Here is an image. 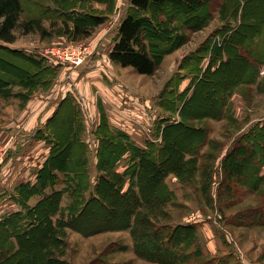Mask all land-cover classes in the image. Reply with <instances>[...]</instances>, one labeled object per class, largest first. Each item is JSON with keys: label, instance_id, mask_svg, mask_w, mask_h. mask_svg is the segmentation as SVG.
<instances>
[{"label": "rangeland", "instance_id": "obj_1", "mask_svg": "<svg viewBox=\"0 0 264 264\" xmlns=\"http://www.w3.org/2000/svg\"><path fill=\"white\" fill-rule=\"evenodd\" d=\"M36 1L43 5L40 7L33 3ZM202 1L205 8L209 9V23L198 30L186 28L189 34L187 41L181 48L167 54L166 56L171 55L162 61L152 75L140 74L130 66L123 67L112 61L108 54L109 48L114 44L121 18L127 11H132L131 0L25 1L28 11L23 14V18L37 15L50 32L43 37L38 31L28 34L19 31L17 40L8 44L9 48L17 51L13 53L0 49L2 78L7 76V79L14 80L13 74L16 71L11 63H15V60L33 68L29 63L20 61L22 52L39 60L40 64L35 65L40 70L38 75L41 83L37 85L34 80L32 82L35 87H27L30 80L19 72L17 74L22 79L17 77L16 81H7L10 84L4 78L0 81V221L20 207L14 198L18 194L16 188L20 185L17 181L21 177L25 181H36L40 168L49 156L51 145L46 140L38 139V128L46 129L54 117V122L59 124L57 126L64 130L67 128L68 131L72 129L70 122L75 116L73 107L68 103L59 108L65 97L75 99L76 110L80 111L83 120L80 121V127L83 128V138L90 146L89 164L91 163L94 185L97 175L93 173L95 165L92 162L98 144L95 132L103 123L102 116L108 117L112 131L126 132L133 142L143 146L147 140L161 142L163 135L158 134L160 130L162 133L168 122L180 121L181 113L186 110L194 112L193 115L189 114V118L209 112L204 94L194 90L196 83L181 67L184 58L191 54L190 51L198 49L208 40L219 45L224 39V34H215L214 40L211 35L225 23L228 16L229 10L222 11L226 0H170L161 6H152L151 11L154 15L158 14L157 22L180 19L193 23L197 18L207 19V15L202 17L203 10L197 8ZM47 6L52 10L46 9ZM193 9L198 10V13L193 14ZM240 10L238 18L242 8ZM96 16H104L106 21L94 28L91 36L73 40L65 33L64 20L74 26L76 22H93ZM148 18L147 23L151 24L150 17ZM259 42L260 44H253V47L247 46V56L251 57L254 49H259L258 46L262 45L260 40ZM79 45H86L91 50L88 58L81 64L74 65L70 61L56 59L62 50L73 46L77 48ZM50 48H54L57 53H47ZM208 61L209 59L205 60L204 68L208 67ZM248 69L251 71L250 67ZM184 77L187 78L183 79ZM258 80L262 84L239 85L232 92L228 111L222 119L204 117L201 120H188L208 128L199 157L194 161L195 164L190 165L188 162L185 165L181 178L177 174H170L174 178L170 177L166 181L174 193L173 199L164 206L142 209L136 225L134 224L136 233L127 228L84 234L73 228H66L63 229L65 234L60 235L62 241L52 248V254L69 264H162L148 257L149 254L143 256L137 252V248H145L142 244L140 248L136 244L138 240L147 238L140 223L145 214L152 217L154 226L167 223L194 225L196 238L192 230H186L182 238L193 243L197 240L192 246L188 245L187 252L192 255L197 250L202 252V256L196 258L199 262L228 259L227 264H264V224H235L238 212L264 203V186L261 187L262 192L244 185H240L238 189H229L226 188V181L220 188L226 172L223 169L226 154L242 134L258 122H264V65L261 66ZM20 81L25 85H20ZM196 137L200 139V133H196ZM125 163L123 161L124 165L118 167L120 171L125 170L129 160ZM239 170L245 174L250 173L248 167ZM249 180L251 181L250 177ZM38 200L39 197L35 196L29 204L33 205ZM70 200L66 195L63 204H68Z\"/></svg>", "mask_w": 264, "mask_h": 264}, {"label": "trees", "instance_id": "obj_2", "mask_svg": "<svg viewBox=\"0 0 264 264\" xmlns=\"http://www.w3.org/2000/svg\"><path fill=\"white\" fill-rule=\"evenodd\" d=\"M25 1L0 0V49L13 53L17 51L9 48L8 44L17 40L19 31L25 34L38 31L43 37L50 32L37 15L23 18V14L28 11ZM169 1L131 0L132 11H127L121 18L109 53L112 61L123 67L130 66L140 74L152 75L167 54L187 41L189 34L186 28L198 30L211 20L209 9L205 8L202 1L197 8L203 10L202 17L207 15L206 20L197 18L193 23L180 19L157 22L158 14L152 13V6H161ZM33 3L40 7L43 5L39 1ZM46 9L52 10L50 6ZM226 10L229 13L225 23L211 35L214 40L215 34H224L221 43L214 45L213 41L208 40L182 62L181 69L188 72L193 83H196L194 90L204 94L209 104L206 107L209 112L198 114V120L204 117L222 119L228 111L231 94L239 85L262 84L258 79L261 66L264 65V0H226L222 11ZM192 11L193 14L198 13V10ZM148 17L151 24L147 23ZM105 21L104 16H96L93 22H76L70 26L64 20V31L73 40H81L91 36L94 28ZM51 24L55 25L54 22ZM259 40L262 45L258 46V50L254 49L251 57L247 56V46L260 44ZM19 59L33 68L15 60L14 65L11 63L16 71L13 74L15 78L10 80L3 76L5 82L10 84L7 81H16L17 77L22 79L17 74L19 72L30 80L27 87L34 88V80L37 85L41 84L38 75L40 70L36 67L40 64L39 60L22 52ZM206 59H209L208 67L204 68ZM249 67L251 71H248ZM2 73L7 75L6 71ZM3 78L0 75V81ZM19 84L23 83L20 81ZM169 89L172 91L171 87ZM68 103L75 111L70 122L72 129L68 131L67 128L64 130L57 126L59 124L54 122V117L46 129L38 128V139L46 140L51 145L50 153L37 174V180L22 182L16 188L18 194L14 198L20 207L0 221V264H69L52 254V248L62 241L60 235L65 234L63 229L66 228L84 234L127 228L133 232L142 209L164 206L173 199L174 193L166 181L167 177L174 173L181 178L185 165H191L198 159L202 140L208 135L207 127L188 121L196 118H189V114L193 115L194 112L186 110L181 113L180 121L168 122L162 133L160 130L158 134L163 135L161 142L147 140L146 145L140 146L126 132L112 131L108 117L102 116L103 123L95 132L99 175L94 185L89 169L90 146L83 138V128L80 127V121L83 120L80 111L76 110V101L71 96L65 97L59 108ZM196 133H200V139ZM124 160H129V164L124 171H120L118 167ZM223 165L226 172L220 185L228 181L226 188L229 189H238L244 185L261 191L264 186V122H258L237 139L226 154ZM247 167L250 170L248 174L239 170ZM66 195L71 200L64 205ZM35 196L39 200L33 205L29 204ZM235 216L237 225H262L264 203L249 207ZM141 218L140 223L147 238L136 243L139 248L140 244L145 246L144 249L137 248L140 255L149 254L148 257L162 264L229 263L228 259L199 262L196 258L202 256V252L197 250L196 254L192 252L193 255L187 252L188 245L192 246L197 240L194 243L191 240L187 242L182 235L186 230L193 231L194 225L167 223L154 226L149 215L144 214ZM193 234L195 237L196 230Z\"/></svg>", "mask_w": 264, "mask_h": 264}, {"label": "built area", "instance_id": "obj_3", "mask_svg": "<svg viewBox=\"0 0 264 264\" xmlns=\"http://www.w3.org/2000/svg\"><path fill=\"white\" fill-rule=\"evenodd\" d=\"M62 51L63 52L59 54V57H56V59L58 58L59 61L62 62L70 61L74 65H79L82 62H84L88 58L91 52L90 49L88 50V46L86 45L84 46L79 45L77 46V48L73 46L71 49L67 48ZM47 53H50L51 55H55L57 52L56 50H54V48H50L48 49Z\"/></svg>", "mask_w": 264, "mask_h": 264}, {"label": "crops", "instance_id": "obj_4", "mask_svg": "<svg viewBox=\"0 0 264 264\" xmlns=\"http://www.w3.org/2000/svg\"><path fill=\"white\" fill-rule=\"evenodd\" d=\"M200 45V44H199ZM181 48V47H180ZM112 49V45H111V47L109 48V50H108V54L110 53V50ZM197 48H195L194 50H192V51H195ZM192 51H190V52H192ZM171 55V54H170ZM170 55H168V56H166L165 57V59L164 60H166V59H168V57L170 56ZM186 55V54H185ZM184 55V56H185ZM252 85H257V84H252ZM243 86H249V84H243L242 86H240V87H243ZM89 161H90V156H89ZM124 161H126V163L125 164H127V160H124ZM94 165H95V168H93L94 169V171H93V173H95L96 175H97V177H98V175H99V171H98V169H97V156H95L94 157V159H93V162H92ZM121 165H124L123 164V162L121 163ZM89 169H90V173H91V163L89 164ZM30 173H31V171H29ZM170 177L171 178H174L172 175H170L168 178H167V180H170ZM25 178V177H24ZM91 178H92V176H91ZM26 179H23V177H21V179L19 180V181H17V184H21L23 181H25ZM175 181V180H174ZM169 182V181H168ZM34 198V197H33ZM111 231V230H110Z\"/></svg>", "mask_w": 264, "mask_h": 264}]
</instances>
